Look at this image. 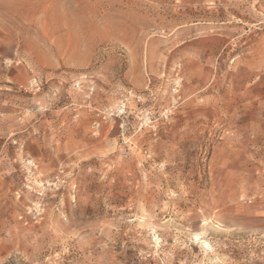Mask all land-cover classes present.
I'll return each instance as SVG.
<instances>
[{"label":"rangeland","instance_id":"374dc122","mask_svg":"<svg viewBox=\"0 0 264 264\" xmlns=\"http://www.w3.org/2000/svg\"><path fill=\"white\" fill-rule=\"evenodd\" d=\"M0 264H264V0H0Z\"/></svg>","mask_w":264,"mask_h":264},{"label":"built area","instance_id":"2783aa9c","mask_svg":"<svg viewBox=\"0 0 264 264\" xmlns=\"http://www.w3.org/2000/svg\"><path fill=\"white\" fill-rule=\"evenodd\" d=\"M125 106H126V102L124 100H120V102L117 105V109L119 110V113H122L124 111Z\"/></svg>","mask_w":264,"mask_h":264}]
</instances>
